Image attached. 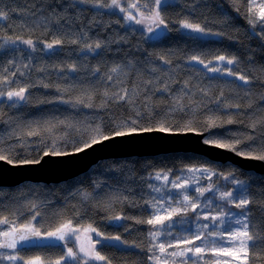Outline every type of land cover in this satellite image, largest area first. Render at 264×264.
Returning <instances> with one entry per match:
<instances>
[{"label":"trees","instance_id":"1","mask_svg":"<svg viewBox=\"0 0 264 264\" xmlns=\"http://www.w3.org/2000/svg\"><path fill=\"white\" fill-rule=\"evenodd\" d=\"M41 2L42 0H0V9L9 12V19L0 21V43L5 36L31 38L37 42L63 39V44L56 47L55 53L41 51L44 47L42 43H37L36 52H32L22 44L16 45V48L22 51H16L11 46L0 48V90L6 93L9 88L18 89L25 85H35L28 88V99L20 106L10 107L11 102L6 95L0 98V140H2L0 146L7 149L10 145L16 144V133L22 134L25 140L33 142L25 148L16 147L15 159L39 158L42 155L41 151L33 150L43 148L41 137L24 135L37 126L44 143L51 141L53 133L57 138L67 135L79 139L77 129H87L89 125L102 122L106 129L111 130L118 123L130 121L131 118L139 121V127L166 123L178 129L183 126L190 114L170 112L169 107L172 104V97L180 94L182 90L186 93L183 103L188 104L191 99L206 105L197 113L194 120L196 126L206 133V137L213 138L214 134L225 133L230 129L233 133H241L239 137L241 143L238 147L245 149L247 144L252 142L246 134L255 135L257 142L264 135V99H261L264 97V32H262L264 24L257 22L255 28L249 24L246 17L250 14L245 0H236L235 4L233 0H172L162 12L169 22L171 31L155 43L141 41L139 35L141 30L136 29L133 32L132 27H121L118 21H121L122 17L113 10L79 3L62 9L60 5H68L72 0H60L56 11L70 21L65 25L64 20L55 22V14L47 9L42 12L36 11L33 5H39ZM47 2L52 3V0ZM108 2L110 3V0ZM135 2L137 0H121L126 6ZM259 3L260 0H256V4ZM29 10L36 14L30 15ZM258 13L259 8L254 9L251 18L255 19ZM182 18L193 19L214 32L223 34L204 35V37L191 34L179 28L178 21ZM85 32L88 41L103 38L113 42L100 50V55L85 56L80 51V45L71 43L74 34L83 35ZM121 37H124L126 42L116 43L115 41ZM193 54H203V58L213 60V63H215L214 57L218 54L235 57L236 63L227 67L236 73L248 76L249 85L236 80L235 76L224 77L222 74L209 73L203 65L189 63L187 58ZM161 56L170 60L171 64L163 63ZM9 60L13 61L12 65L8 63ZM129 62L131 64L128 69L121 72L116 80L122 81V86L129 90L134 105L109 102L106 107H102L103 93L111 83L106 81V74H109V70L114 65H129ZM25 64L29 67L25 68ZM69 64H76L79 70L69 72ZM61 65L64 68L63 72L57 70ZM85 66L88 69L99 67L98 78L94 77L91 71H86ZM20 72L24 75L21 76ZM4 77L14 83H4ZM185 81L189 83L187 89L184 88ZM43 83L50 86L45 88L42 86ZM164 84L168 85L170 92L157 90ZM57 87L60 88V92L57 91ZM120 87L121 85L117 83L109 88V93L119 90ZM201 89H206L208 95L204 96ZM90 92H94L93 107L55 102L62 93L66 99L75 102L80 98L87 99V94ZM221 93L229 105H239V107L225 109L224 104H221L217 111L218 123L226 122L229 115L235 122L224 123L223 127L212 128L211 131L203 130L206 122L204 113L209 108L216 109L215 100L221 96ZM137 111L141 116L136 115ZM225 112L228 115H222ZM59 121H67L74 127L68 128ZM252 124L256 125L255 132L251 127ZM132 126L136 127V125ZM64 147L70 150L72 145L66 144ZM202 163L211 164L220 172H234L239 180L255 181L250 190L251 194L248 197L250 203L247 206L249 234L253 237L247 243L255 246L249 247L247 260L243 257L241 264H264V186H259L264 180V175L244 172L229 164L212 163L190 152L108 159L98 162L87 172L64 182L54 184L23 182L13 187H1L0 219L7 217L11 221L16 214L18 216L16 223L20 225L31 220L32 215L38 211L39 215L32 223L41 233L46 234L71 218L77 227L85 228L91 224L104 237H120L119 242L125 247L112 243L97 246L96 250L107 258V261H99L98 264H157L156 261L149 259L152 255L149 252L151 244L149 227L152 225L136 222L146 221L154 211L151 205L156 203L153 197H157L158 194L151 190L150 185H162V181L154 178L158 171L170 170L169 180H175L178 176H190L191 173H188L186 168ZM97 181L103 186L102 188H96ZM213 181L220 186L221 191L235 190L237 187L226 182L222 176L213 177ZM189 183L194 185V181ZM208 183L206 179L200 181L202 186ZM164 190V200H167L168 195L175 196L179 191L172 189L170 184L164 185ZM85 193L90 194L87 200L82 198ZM114 193L121 199H114ZM190 195L195 197L197 193L190 190ZM213 195V193H205V197L208 198ZM123 197L127 199H122ZM180 199L182 200L183 197L181 196ZM214 203L221 205L218 195ZM33 204L35 208H32ZM226 210L235 214L243 211L232 204L226 205ZM116 215L127 218L122 219V223L118 226L110 225L109 221L113 220L111 217ZM162 215L167 219L166 212ZM172 219L177 222L176 227L171 230L172 235L163 233L158 241L165 244L168 253L190 247L191 245L183 243L177 244L173 237L181 239L188 237L189 227L195 230L197 224L195 213L190 207L186 214L173 215ZM184 219L191 223H180ZM199 223H209V221H204L201 217ZM0 228L7 230L9 225L4 224ZM223 239L230 244L239 245L238 240L232 242L227 235H224ZM169 241L172 242V247L167 246ZM195 243L199 244L200 241ZM208 247L211 249L213 245ZM63 249L66 253L65 246L35 248L14 253L2 252L0 264H24V260H32L33 257H39L47 264L55 263V260L64 254ZM154 251L157 256L162 255L158 247ZM9 254H15L20 259L7 262L5 257ZM186 255L192 257L188 264H195L197 261L198 264H236L233 256L214 255L210 250L200 254L202 259L192 253ZM183 261L184 258L181 256L167 257V264L173 262L183 264ZM61 264L64 262L62 261ZM160 264H164V261Z\"/></svg>","mask_w":264,"mask_h":264},{"label":"snow or ice","instance_id":"2","mask_svg":"<svg viewBox=\"0 0 264 264\" xmlns=\"http://www.w3.org/2000/svg\"><path fill=\"white\" fill-rule=\"evenodd\" d=\"M248 3V12L249 16L246 17L250 25L255 28L257 26V22L264 24V0H260L259 5L256 4V0H245ZM76 3L79 4H91L94 8H106L109 10L119 9L120 13L123 14L122 20L118 21L121 24V27L131 28L132 25H138L141 28L139 33L141 41L147 42L150 40H158L161 37L167 35L169 31H171L169 27V22L166 17L162 14L163 10H165L170 3V0H137L135 3H130L125 7L121 0H72V2L68 5H60L62 9H66L67 7H73ZM233 3H236V0H233ZM60 4V0H52V3H48L47 0H42L39 5L34 4L33 7L36 8V11H43L47 9L50 13L55 14L56 21L60 20L65 21V25H68L70 21L66 20L63 15L57 13V5ZM259 8V13L256 15L255 19L251 18V14L254 12V9ZM195 9H193L194 11ZM83 11V10H81ZM239 11V8H237ZM30 15H35V12L29 10ZM223 15V13H221ZM9 19V12L0 9V21H5ZM179 28L181 30H187L191 33L200 34V35H222L221 32H214L213 30L207 28L200 22H196L193 19L182 18L178 21ZM83 28V26H81ZM72 30V29H69ZM133 32H135L134 28H131ZM264 32V29H262ZM113 41L105 40L103 38L96 39L95 41L87 40V33H83V35H73L71 38V43L74 45H80V51L85 56L88 54L100 55V50L106 48ZM116 43H125L126 40L124 37H121L119 40L115 41ZM37 43L43 44V49L41 51L45 52H53L55 53V49L57 46L63 44L62 38H57L51 40V42L47 41H34L31 38L24 39L20 36L12 37L5 36L3 37V42L0 43V48H5L7 46L13 47L16 51H22V49L16 48L17 44H22L30 49L32 52H36ZM139 50V49H138ZM161 61L165 64H171V61L166 57L161 56ZM188 62H195L196 64L203 65L204 69H206L209 73L215 74H226L227 76H235V79L238 81H243L244 85H249L250 78L246 75L239 74L234 72L231 68L227 66L233 65L236 63L235 57H227L225 55L218 54L214 57L215 63L213 60H206L203 58V54H193L187 58ZM8 63L10 65L13 64L12 60H9ZM129 65H114L110 70L109 74H106V81L111 82L108 85V88L105 89L103 93V103L102 107H106L109 102L112 103H129L134 105V100L132 96L129 94V90L126 87L122 86V81H117L116 77L119 76L121 72H125ZM25 68L29 67L28 64L24 65ZM43 70V69H39ZM58 71L63 72V65L59 66ZM79 69L76 64H69L68 71L69 72H77ZM86 71H91L94 77L98 78V74L100 72L99 67H95L92 69H88L85 66ZM19 71V69H17ZM155 71V69H153ZM15 75V73H13ZM20 75L23 76L24 73L20 72ZM73 79H75L73 77ZM3 82L7 84H12L14 81H9L7 77L3 78ZM119 83L121 87L117 91H112L109 93V88L113 87ZM151 83V81H149ZM35 85H25L21 86L18 89L9 88L7 92L0 90V98L3 96H7L8 101L11 102L10 107H17L23 104L28 99V88ZM43 87L47 88L50 85L47 83H43ZM189 87V83L185 81L184 88L187 89ZM160 92H170L171 89L167 84H164L163 87L157 89ZM57 91L60 92V88L57 87ZM204 96L208 95V91L206 89L200 90ZM184 91L182 90L180 94L174 95L172 97V104L169 107L170 112H180L189 115V118L183 123V126L180 128H173L172 126L167 125L166 123H160L156 126L152 127H139V121L135 118H131L130 121H124L122 123H118L115 128L109 130L106 129L104 124L97 123L95 125H89L87 129H77L79 133V139L70 137L65 135L64 137H55L54 133L52 134L53 138L49 143H44V138L41 136V132L39 126L35 129H30L24 135L28 137L37 136L41 137V143H43L42 149H33L39 150L42 152V155L39 158L32 159H15L14 150L16 147L25 148L27 145L33 143L30 140H25L23 135L20 133L15 134L16 144L10 145L7 149L3 146H0V161L11 165L13 167H20L25 165H33L39 164L44 157L47 156H71L78 153L85 152L87 149L92 148L94 145L102 144L105 141L112 140L117 137H127L134 134H139L142 132H162L167 134H184L186 132L193 133L198 136L203 135V131L200 127H197L194 123L197 113L200 112L202 108H205L206 105L203 102H196L193 100H189L188 104L183 103L184 99ZM94 92H90L87 94V99H77L75 102L68 100L64 97L63 93L59 97L58 101L60 103H69L72 106L76 104H82L84 107H93L92 99ZM264 99V97H261ZM54 102V101H48ZM216 109H207L205 115V125L203 126V130L211 131L212 128L223 127L224 123L232 124L235 121L229 115L226 122H219V116L217 115V111L220 108L221 104H224L225 109L228 107H236L239 105H229L223 98V93H221L220 97H217L215 100ZM147 107V105H146ZM137 116H141L139 111L136 112ZM222 115H228L227 112L222 113ZM51 123V122H49ZM60 124H64L68 128L74 127L71 123L67 121H59ZM132 125H136L133 127ZM253 132L256 130V125H251ZM241 133L235 132L232 130H227L225 133L214 134L213 138L205 137L203 139V143L210 147H214L217 149H224L230 152H234L235 155L241 157L244 160L250 161H261L264 162V135H262L258 142L257 137L253 134H246L248 139L252 141L248 143L245 149H241L238 145L241 143V139L239 138ZM235 136L236 138H232ZM66 144H71V149H67L64 147ZM0 145H2V140H0ZM188 173H191L190 176H178L175 180H169V172L158 171L155 175V179L158 181H162L161 186L150 185V188L153 192L157 193V197H153V200L156 203H153L151 207L154 211L150 214V218L146 221L137 220V223L146 222L149 225H152V229L149 231L150 237V247L149 252L152 255L149 259H152L160 264L161 261H164V264H167V257L172 256H181L184 258L183 264H188L189 261L192 260L191 256H187L186 253H192L195 256H198L200 259L203 257L200 255L206 251H211L214 255H228L236 258L238 252H243L244 259L247 260L248 257V249L249 247H254L255 245H249L247 242L251 241L253 237L249 234L250 223L248 219V208L247 206L250 203L249 195L251 194V188L255 184V181H243L236 178L234 172H220L218 169L214 168L211 164L202 163L200 165H193L186 168ZM199 174V175H197ZM222 176L226 182H230L236 185L235 190H220V186L216 185L213 181V177ZM206 179L209 183L206 186H202L200 181ZM189 181H194V185L189 183ZM170 184L172 189H178L179 191L175 196L168 195L167 200L163 199L165 195L164 185ZM259 186H264V180L260 182ZM103 186L96 182V188H102ZM190 190L197 193L195 197L190 195ZM213 193L214 195L211 198L205 197V193ZM90 194H83V199L87 200ZM218 199L221 202V205H217L214 201ZM183 197L181 200L180 197ZM114 199H121L118 194H113ZM122 199H127V197H123ZM173 202H175V206H173ZM232 204L237 208L243 209L239 214L231 213L226 210V205ZM36 206L33 204L32 208ZM191 208L193 213H195V217L197 220L196 228L193 230L191 227L187 230L189 233L188 237H184L181 239L180 237H173L177 244L183 243L187 245H191L190 247L181 249L179 252H166L165 244L159 241V237L163 233H167L168 235H172L171 230L176 227L175 221L172 223L164 224L165 217L162 215L163 212L167 213V219L171 220L173 215L186 214L187 210ZM199 210V211H198ZM215 213V214H213ZM39 212L37 211L34 215H32L31 220H28L27 223H23L18 225L16 223L18 216L16 214L13 215L12 220L10 221L7 217L0 219V226L4 224H8L9 228L7 230H3L0 228V237H4L5 239L0 240V249H11L13 253L17 250L18 245L21 242L29 241L31 236L41 237L40 229L35 226L32 221L37 219ZM203 218L204 221H209V223L200 224V218ZM127 217H123L121 215H116L111 217L116 221H120L122 219H126ZM180 223H191L187 219L182 220ZM163 225L162 228H157L156 225ZM235 225L237 227H233ZM81 230L73 224L71 218H69L65 223H62L59 227H57L54 231H49L46 233L44 238H52L56 241H63L64 246L67 248V252L62 254L58 260L55 261V264H61L63 261L64 264H68V261H75L76 264H89L90 260L95 261H107V258L100 254L99 251L96 250V244L100 243L99 240L92 242L91 236H87L86 239L90 242V247H85L84 244L78 245L77 248L73 246H69L68 241H70L73 237H75L76 241H80L79 232ZM84 232H93L97 237L104 238L103 234L98 231L93 225L89 224L86 228L83 229ZM224 235H227L230 241L236 242L239 241V245L237 246L235 243H229L223 239ZM211 237V239H210ZM111 239L120 240V237H112ZM195 241H200L199 244H196ZM209 245H213L211 249H209ZM168 247H172V242H168ZM158 247L159 251L162 255L157 256L154 249ZM2 255V254H0ZM5 258L15 261L20 259L15 254H9ZM40 260L39 257H35L32 260H24V264H37ZM175 264V262H173ZM198 264V261L195 262Z\"/></svg>","mask_w":264,"mask_h":264},{"label":"water","instance_id":"3","mask_svg":"<svg viewBox=\"0 0 264 264\" xmlns=\"http://www.w3.org/2000/svg\"><path fill=\"white\" fill-rule=\"evenodd\" d=\"M158 40H150L158 42ZM206 133L202 136L190 132L184 134H167L162 132H142L127 137H117L112 140L94 145L85 152L71 156H47L39 164L13 167L0 161V188L13 187L23 182L54 184L75 178L87 172L93 165L108 159H120L128 157L154 156L176 152H190L217 164H229L244 172H252L256 175H264V162L244 160L224 149L210 147L203 143ZM165 219L164 224L172 222ZM112 225L120 221H110ZM153 227V226H152ZM152 227H150L152 229ZM162 228L163 225H156ZM31 236L29 241L21 242L17 250L28 248H62L63 241H56L52 238ZM5 239L0 237V240ZM15 250V251H17ZM0 251H13L11 249H0Z\"/></svg>","mask_w":264,"mask_h":264},{"label":"rangeland","instance_id":"4","mask_svg":"<svg viewBox=\"0 0 264 264\" xmlns=\"http://www.w3.org/2000/svg\"><path fill=\"white\" fill-rule=\"evenodd\" d=\"M170 1H172V0H170ZM125 7H127L126 5H124ZM113 11H115V12H117L121 17L123 16V14L122 13H120V11H119V9H114ZM132 28H134L135 30L136 29H138V30H141V28H140V26H138V25H132L131 26ZM191 33V32H190ZM191 34H193V33H191ZM195 34V33H194ZM195 35H198V36H201V37H204V35H200V34H195ZM150 43H155V42H151V41H149ZM157 42V41H156ZM222 75H224V77H230V76H227L226 74H222ZM111 221V220H110ZM110 221H109V224L110 225H112L111 223H110ZM121 223H122V220H121ZM120 223V224H121ZM120 224H117V225H113V226H118V225H120ZM87 226H85V228H86ZM152 227V226H151ZM81 231L79 232V235H80V241H76V239L73 237L72 239L74 240V243L72 244V242H70V241H68V242H70L71 243V245H69V246H73V247H75V248H77V250H78V245L79 244H84L85 245V247H90L91 246V244H90V242L86 239V237L87 236H91V238H92V242H95V241H97V240H99L100 241V243H97L95 246H96V249H97V246L99 245V244H110V243H112V244H115V245H117V246H119V247H125V246H122L123 244H121L119 241H116V240H114V239H111V237H104L103 239L101 238V237H97L96 235H95V233H93V232H88V233H86V232H84L83 231V229H84V227H78ZM150 228V227H149ZM71 239V240H72ZM64 250V254H65V249H63ZM243 257H244V255H243V252H238L237 253V256H236V258H235V262H236V264H241L242 263V260H243ZM34 258V257H33ZM32 258V259H33ZM5 261H7V262H9V259H5ZM56 261V260H55ZM99 263V261H95V260H90L89 261V264H98ZM37 264H47V262H44L42 259H40L38 262H37ZM48 264H55L54 262L53 263H48ZM68 264H76V262L75 261H68ZM81 264H83V262L81 261Z\"/></svg>","mask_w":264,"mask_h":264},{"label":"flooded vegetation","instance_id":"5","mask_svg":"<svg viewBox=\"0 0 264 264\" xmlns=\"http://www.w3.org/2000/svg\"><path fill=\"white\" fill-rule=\"evenodd\" d=\"M75 238V237H74ZM70 242H72V244L74 243V240L72 239V240H70ZM70 242H68V244L69 245H71V243ZM28 249H35V248H28ZM28 249H25V250H28ZM17 251H22V250H17ZM24 251V250H23ZM22 251V252H23ZM2 252H5V251H2ZM1 251H0V253H2ZM9 253H12L13 251H8ZM1 259V258H0Z\"/></svg>","mask_w":264,"mask_h":264},{"label":"clouds","instance_id":"6","mask_svg":"<svg viewBox=\"0 0 264 264\" xmlns=\"http://www.w3.org/2000/svg\"><path fill=\"white\" fill-rule=\"evenodd\" d=\"M112 221V220H111ZM37 249V248H36Z\"/></svg>","mask_w":264,"mask_h":264}]
</instances>
